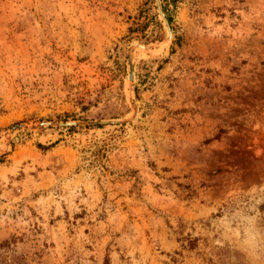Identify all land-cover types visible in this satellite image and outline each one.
<instances>
[{
  "label": "rangeland",
  "instance_id": "374dc122",
  "mask_svg": "<svg viewBox=\"0 0 264 264\" xmlns=\"http://www.w3.org/2000/svg\"><path fill=\"white\" fill-rule=\"evenodd\" d=\"M158 3L0 0V264H264V0Z\"/></svg>",
  "mask_w": 264,
  "mask_h": 264
},
{
  "label": "water",
  "instance_id": "95a60500",
  "mask_svg": "<svg viewBox=\"0 0 264 264\" xmlns=\"http://www.w3.org/2000/svg\"><path fill=\"white\" fill-rule=\"evenodd\" d=\"M154 1V5H155V9L156 12L158 14V16L160 17L162 24L166 30V36H165V42H168L172 39V33L168 24L167 19L165 18L162 9L159 6L158 0H153ZM127 65H128V80L131 81L132 80V71H131V67H130V58L129 56H127ZM134 116V112L131 116V118H129L128 120H122V121H105V122H66V123H51V122H41L38 123L37 126L38 127H66V126H76L79 124H85V125H122L125 124L127 122H129L132 117Z\"/></svg>",
  "mask_w": 264,
  "mask_h": 264
}]
</instances>
